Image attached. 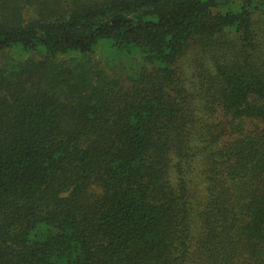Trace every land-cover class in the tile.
<instances>
[{"label": "trees", "instance_id": "1", "mask_svg": "<svg viewBox=\"0 0 264 264\" xmlns=\"http://www.w3.org/2000/svg\"><path fill=\"white\" fill-rule=\"evenodd\" d=\"M0 264H264V0H0Z\"/></svg>", "mask_w": 264, "mask_h": 264}, {"label": "rangeland", "instance_id": "2", "mask_svg": "<svg viewBox=\"0 0 264 264\" xmlns=\"http://www.w3.org/2000/svg\"><path fill=\"white\" fill-rule=\"evenodd\" d=\"M95 62L99 63L103 68L104 65L103 63V55L100 53V51L97 53L96 58L94 59ZM185 67H187L185 65ZM106 68V67H105ZM104 68V69H105ZM189 70V74L190 69ZM108 73V72H107ZM198 109H201L200 103H196ZM202 162H203V158L200 157H195L192 161H190L188 168L185 172V177L187 180V187H188V192L190 194L191 197V204L193 206V216H194V221H193V236L196 237V233L198 231V227H199V223H198V219H197V214L199 213V211H201V207L204 203V199L206 197V193H205V182L203 179V172H202ZM172 179H174V174L171 173ZM197 238V237H196ZM195 247L192 246L191 247V259L194 257L193 253H194Z\"/></svg>", "mask_w": 264, "mask_h": 264}]
</instances>
